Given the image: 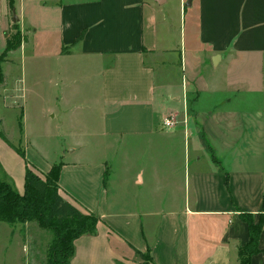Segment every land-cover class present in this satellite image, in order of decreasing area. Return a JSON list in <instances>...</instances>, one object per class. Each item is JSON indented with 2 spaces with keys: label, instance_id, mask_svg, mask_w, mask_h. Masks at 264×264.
Wrapping results in <instances>:
<instances>
[{
  "label": "crops",
  "instance_id": "1",
  "mask_svg": "<svg viewBox=\"0 0 264 264\" xmlns=\"http://www.w3.org/2000/svg\"><path fill=\"white\" fill-rule=\"evenodd\" d=\"M3 1L4 34L28 35L20 49L37 32L28 14L55 16L51 83H76L69 68L91 70V115L107 148L146 150L120 189L106 159L61 162L62 198L100 219L70 264H140L134 250L152 264H239L241 214L264 217V0ZM168 116L187 125L164 130ZM258 250L250 264H264V227Z\"/></svg>",
  "mask_w": 264,
  "mask_h": 264
},
{
  "label": "rangeland",
  "instance_id": "2",
  "mask_svg": "<svg viewBox=\"0 0 264 264\" xmlns=\"http://www.w3.org/2000/svg\"><path fill=\"white\" fill-rule=\"evenodd\" d=\"M11 10L15 11L13 6ZM1 11H7L3 0ZM28 19L37 32L29 36L25 47L9 53L2 65L5 86L0 89V131L9 145L0 140V180L22 194L25 167L43 177L41 173L62 161L106 159L109 162L107 176L120 189V182L126 175H133L140 165L138 161L145 159L146 150L136 143L128 148H107L110 140L102 138L99 118L91 115L93 100L99 96L97 85L90 80L91 70L69 68L77 74L76 83L52 84L57 65L53 58L57 47V20L52 14L42 19L39 13L28 14ZM179 28L178 20L170 25L178 45ZM4 30L5 25L1 23L0 54L5 48ZM8 34H18L22 42L28 37L18 26ZM257 101L253 100L252 104L256 105ZM211 103L213 100L203 98L200 106ZM76 106H80V110L76 111ZM124 159H131L132 163L126 164ZM166 159L163 154L161 161ZM114 190L116 194L120 192ZM51 239L50 232L39 229L35 223L24 226L0 223V264H45ZM138 262L152 264L148 258L138 259Z\"/></svg>",
  "mask_w": 264,
  "mask_h": 264
},
{
  "label": "trees",
  "instance_id": "3",
  "mask_svg": "<svg viewBox=\"0 0 264 264\" xmlns=\"http://www.w3.org/2000/svg\"><path fill=\"white\" fill-rule=\"evenodd\" d=\"M4 38L5 48L0 54V89L5 86L2 65L7 55L20 49L22 44L18 34L6 33ZM0 140L9 143L1 131ZM61 167V163L52 166L43 177L25 167L22 194L16 193L8 183L0 180V223L10 226L35 223L39 229L50 232L52 239L45 264H70L75 241L83 236L94 235L100 223L94 214L62 198L58 186ZM241 219L247 225L248 241L238 250V262L250 264L252 256L259 253L258 241L264 227V217H260L257 223L248 214H241ZM134 253L138 259L148 258L152 262L149 253L142 254L135 250Z\"/></svg>",
  "mask_w": 264,
  "mask_h": 264
},
{
  "label": "built area",
  "instance_id": "4",
  "mask_svg": "<svg viewBox=\"0 0 264 264\" xmlns=\"http://www.w3.org/2000/svg\"><path fill=\"white\" fill-rule=\"evenodd\" d=\"M3 20V12L1 11L0 3V22ZM179 124L187 125V118L184 116L182 121L177 120L175 116L165 117L161 120V126L164 130H174L178 127ZM264 215V212H263Z\"/></svg>",
  "mask_w": 264,
  "mask_h": 264
}]
</instances>
